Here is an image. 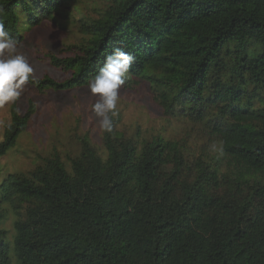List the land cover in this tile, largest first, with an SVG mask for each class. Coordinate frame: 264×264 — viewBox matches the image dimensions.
<instances>
[{
  "label": "trees",
  "instance_id": "trees-1",
  "mask_svg": "<svg viewBox=\"0 0 264 264\" xmlns=\"http://www.w3.org/2000/svg\"><path fill=\"white\" fill-rule=\"evenodd\" d=\"M72 0H0L20 45ZM74 56H49L70 78L30 77L39 93L89 86L105 57H134L164 116L200 126L223 154L183 140L103 132L75 153L43 157L0 184V264H264V0H91ZM15 105L0 159L26 131ZM12 216L13 235L1 226ZM12 244V246H11Z\"/></svg>",
  "mask_w": 264,
  "mask_h": 264
},
{
  "label": "rangeland",
  "instance_id": "rangeland-1",
  "mask_svg": "<svg viewBox=\"0 0 264 264\" xmlns=\"http://www.w3.org/2000/svg\"><path fill=\"white\" fill-rule=\"evenodd\" d=\"M101 6L91 0H72L53 20L43 21L39 26L24 31L23 42L18 45V53L25 55L33 68L32 77H49L56 82L70 78V73L56 69L49 56L59 59L74 56V45L83 39L81 24L71 25L69 18H97ZM96 98L89 86L61 93L46 91L39 93L27 84L21 97L15 103L0 106V140L4 127L10 122L13 105L23 114L30 103L35 113L26 131L17 144L0 159V184L12 173L27 172L43 157L57 152L62 157L76 152L78 139L87 136L95 147L101 146L102 131L98 118L91 111ZM117 114L120 118L118 131L127 136L140 138L161 135L164 138L183 140L198 152L204 146L214 154L212 138L200 126L182 117L164 116L154 103L145 82L131 78L130 84L119 89ZM13 218L1 226L8 232V241L13 235ZM12 246V244H11ZM14 264V262H12Z\"/></svg>",
  "mask_w": 264,
  "mask_h": 264
},
{
  "label": "clouds",
  "instance_id": "clouds-1",
  "mask_svg": "<svg viewBox=\"0 0 264 264\" xmlns=\"http://www.w3.org/2000/svg\"><path fill=\"white\" fill-rule=\"evenodd\" d=\"M18 42L0 22V106L15 103L29 83L33 68L23 54H19ZM134 57L119 48L105 57L104 66L89 84L90 93L96 98L91 111L98 118L103 132L113 130V117L117 115L119 89L125 83ZM212 150L223 154V142L214 144Z\"/></svg>",
  "mask_w": 264,
  "mask_h": 264
}]
</instances>
